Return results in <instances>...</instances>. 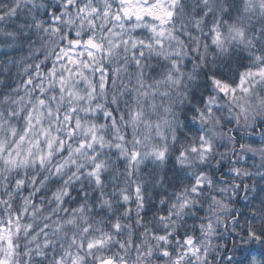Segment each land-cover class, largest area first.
Returning <instances> with one entry per match:
<instances>
[{
  "label": "clouds",
  "instance_id": "1",
  "mask_svg": "<svg viewBox=\"0 0 264 264\" xmlns=\"http://www.w3.org/2000/svg\"><path fill=\"white\" fill-rule=\"evenodd\" d=\"M262 73L264 0H0V264H264Z\"/></svg>",
  "mask_w": 264,
  "mask_h": 264
},
{
  "label": "snow or ice",
  "instance_id": "2",
  "mask_svg": "<svg viewBox=\"0 0 264 264\" xmlns=\"http://www.w3.org/2000/svg\"><path fill=\"white\" fill-rule=\"evenodd\" d=\"M126 2H129V3H130L131 0H126ZM125 11H126V12H132L133 9H125ZM134 11L136 12L137 15H139V13H141V12L152 13V9H151V8H148L147 6H145V7H143V8H136ZM77 43H78L77 41H73V44H77ZM86 43H87L89 46H91V47H96V45L94 44V42H93L91 39L87 40ZM49 71H51V70H49ZM262 75H264V73H262ZM27 83H32V81L29 80V81H27ZM61 83H63V77H61ZM213 83L216 84V85H219V81L213 80ZM39 90H40L41 92L43 91L42 88L39 89ZM59 90H62V88L59 89ZM221 91H224V88H221ZM40 103H41V104L44 103V100H43L42 98H41V100H40Z\"/></svg>",
  "mask_w": 264,
  "mask_h": 264
}]
</instances>
